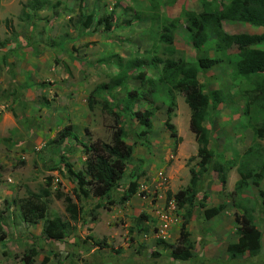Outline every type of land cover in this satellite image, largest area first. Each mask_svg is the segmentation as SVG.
<instances>
[{"label":"rangeland","instance_id":"1","mask_svg":"<svg viewBox=\"0 0 264 264\" xmlns=\"http://www.w3.org/2000/svg\"><path fill=\"white\" fill-rule=\"evenodd\" d=\"M44 1L47 3L46 6L37 13H31L32 18L30 21L25 18L28 12H32L27 0H9L0 8V263H2L3 258L21 260L25 253L34 246L33 242L39 241L37 224L30 220V216L28 218L23 216L24 206L27 205L30 209L27 202L32 200L34 195L45 197L49 194V198L44 199L48 202V205L51 204L52 217H65L67 221L68 217L64 215L65 205L62 200L56 198V193L61 192L71 195L76 188L77 180L68 174L65 164L61 160L71 162L75 172H83L85 168L82 159L83 153L81 152V154L77 149L78 146L90 140L87 133L85 134L86 128L80 125V127L76 126L71 129V136L61 144L60 133L72 124L70 115L66 112L72 104L69 103V100L78 96V94L75 95L77 91H73L71 88L73 86L74 88L77 87L74 83L68 84L65 81L64 87H61L59 91L60 87L55 86L59 82L55 81V84L50 80L42 79L44 78L42 74L46 77L53 75L56 67H60L61 63L65 62L63 56L58 55V53L61 52L60 49L63 47L62 42L69 36L70 31L67 26L73 28L75 23L78 22L79 0H75L74 10L76 15L68 25L66 23L60 24L59 10L54 8L57 4H62L61 0ZM139 1L142 5L140 23H143L141 24L143 31L148 28V33L144 36H147L150 44L154 42L153 49L150 51V49L142 47L144 44L140 43L139 49L134 48V53H132L131 47L121 46L126 55L122 62V70L128 74L129 80L125 89H119L113 92L112 95H108L105 91L94 95L93 99L96 106L92 111L94 124L91 128L94 129V134L92 133L94 140L101 137L107 142L111 141L114 118L102 109L104 101H107L108 98L111 108H114L121 116L120 125L125 131L126 141L134 147L133 158L127 165L126 174L121 181L124 182L120 184L118 190L120 189L119 192H122L123 184H126L128 180L130 182L137 181L140 185L139 191L145 194L144 196L138 194L141 197H147L148 193L151 192L150 187H153V191L148 197L153 202L157 201V197L161 195L168 197L169 192H172V190L179 192L186 189V185L191 179L190 169L200 170L198 166L200 158L198 157L196 136L190 130L191 111L185 102L184 96L178 92L175 93L177 106L172 115L171 123L175 125L178 136L181 138V141L177 143L171 132L166 128L169 102L167 90L161 84H157L155 89L149 86L142 88L135 76L145 72L148 80H158L159 70L162 66L158 69L153 67V60L158 57L163 60L172 59L188 63L195 61L196 52L191 43H187L189 33L185 26L184 13L186 11L203 12V6L201 0ZM218 2L227 6L226 12L232 13V0H218ZM72 4L74 6V3L71 2ZM119 4L120 2L115 7H107L101 0H97L92 11L95 14V20L107 18L113 11L115 14V9ZM153 6H158V10L155 11ZM155 12H158L163 18L174 21L176 24L174 30H172L174 44L170 47L175 50L174 54L168 52L169 47L159 41L162 25H151V28L148 25ZM161 12H164V15ZM132 14L133 11H131L130 16ZM126 16H128L127 13ZM7 21H10L8 25ZM23 24L30 25L29 30L26 31L29 36L18 35L19 32L25 33ZM17 26L19 30L16 29ZM222 26L223 30L230 35L260 31V29L247 27L235 19L224 20ZM95 29H97V26H94ZM130 33L131 31L125 32L123 36L133 34L132 32L129 35ZM35 34L39 36H33ZM214 38H212L213 40L207 48L208 55L219 58L222 60V64L210 70L202 71L198 79L205 86L206 93L222 90L226 96H232L228 103L222 104L216 110L211 111V117L205 124L210 131L209 149L214 154L216 161L224 164V160L237 162L239 160L237 156H242L252 146L253 130L244 114V110L246 103H250L252 118H254L253 124L255 125L259 118L256 112L255 100H264V93L260 92L258 94L248 81L233 77V69L226 64V57L212 50L214 49ZM262 48L264 49V45ZM80 49L74 50L75 53H79ZM237 50L238 47H235L233 52L236 53ZM100 52L102 51H98L97 48L93 49L91 55H89L90 60H92L91 63L95 60L93 56H98L97 59L101 60L103 52ZM108 52L109 54L104 60L107 63L110 61L116 63L118 59L110 56L113 54L112 51ZM65 55L67 56V54ZM65 60L68 59L65 58ZM138 60L142 61L144 65L139 66L136 64L134 66ZM40 61L43 64H39ZM119 71L118 75L121 73L120 69ZM114 72L117 71L114 70ZM107 73L108 78H105L100 75L99 71L96 72V77L92 79L93 82L99 85L100 83H110L116 75L111 73L110 70H107ZM40 79L41 81H38ZM35 85H37V88H34ZM127 89L141 90L148 98L138 100L131 108L133 111L154 112L152 118L153 130L148 135L141 136L145 128L125 112L123 100ZM71 91L73 92L72 95H70ZM79 115L83 118L82 112ZM261 144L264 147L263 141ZM232 170L228 172V178ZM232 177L235 182L240 180V176L236 171ZM248 182V187L242 192H237L235 187L228 182L223 185L218 173L210 167L209 171L200 176L199 184L203 188V193L197 199L194 209L203 210L200 208L201 205L210 206L211 208L223 206L224 210L221 214L228 215V217L231 214V217L234 218L238 212L239 215H243L242 210L239 208L247 207L255 211L256 224L259 228L264 229V210L259 205V194L261 191L264 192V181L259 186L253 183L254 180ZM115 192L118 193L117 190ZM116 198L118 201L117 195ZM183 210L185 213V209ZM96 213L103 221L105 220L104 211ZM160 214L163 215L164 212ZM176 215L181 220H176L172 228L175 225L173 228L174 233H176L175 231L179 233L183 223L181 218L183 212L178 211ZM127 219L129 217L125 216V218L117 220L115 226L125 225ZM229 219L225 218L221 226L227 228ZM86 222H90L89 217ZM29 225L34 228L32 233H27ZM142 226H146L149 230L146 235L148 237H145L143 241L151 242L153 240L157 244L158 240H163L168 244H175L173 241H176V243L178 241L172 239V228L169 229L167 240H164L156 235H159V224L156 227L150 221L148 224L143 223ZM208 226L211 232L205 234L203 227L195 228L194 231L196 232L191 235L190 239L196 245L201 246L205 243L209 248L208 254L210 256L221 255V253H224L225 248H223L224 242L221 243L219 239L222 240L223 237L227 243L230 241V237L226 234L213 232V227H216L217 223H210ZM232 226L239 228L237 223H233ZM127 231L131 232L130 229H127ZM97 232L102 234L101 225L97 227ZM4 234L7 238L1 240ZM128 236H131V234ZM138 237L133 238L132 242L135 243L139 240ZM139 250L148 252L149 248H140ZM149 254L157 256L158 251L154 249ZM196 254L195 251L190 252V258L197 256ZM60 256L65 259L68 258L66 253H62ZM240 262H242L240 264H244V262L245 264L250 262H252L251 264H264L262 259H250L247 253ZM7 264L15 263L11 261ZM230 264H233V262H230Z\"/></svg>","mask_w":264,"mask_h":264},{"label":"trees","instance_id":"2","mask_svg":"<svg viewBox=\"0 0 264 264\" xmlns=\"http://www.w3.org/2000/svg\"><path fill=\"white\" fill-rule=\"evenodd\" d=\"M31 13L39 12L46 6L44 0H27ZM85 0H79L80 17L78 23L84 29H91L94 26H104L106 31H110L114 27L115 14L114 11L109 17L95 20V14L85 15L84 11ZM203 12L196 13L186 11L184 13L185 26L188 30L191 39V45L196 52V59L193 63L175 61L172 59L163 60L162 58H155L153 60V67L159 70L158 80H148L145 72L135 76L142 88L149 86L152 89L156 88L157 84H161L169 96L168 102V118L166 128L171 132L173 138L179 143L181 138L174 124L171 123L172 115L177 106L175 93L183 95L185 102L191 111L190 130L196 136L198 145V157L200 163L198 164L200 170L195 171L190 169L191 181L190 185L180 190L175 195L169 192L168 199L172 197L175 199L177 205L181 209H185L183 215V223L180 231V238L176 244H168L163 240H158V244L165 249L171 251V256L174 260L186 261L190 259V251L194 249V242L190 239L191 233L188 230V225L193 217V210L196 206L195 200L202 191L200 183V176L209 171L210 167L219 175V179L223 185L227 184L228 172L238 165V174L240 180L236 183V191L242 192L248 187V181L254 180V184L259 186L264 181V147L261 141L264 140V100L256 99V112L259 115L257 123L254 125L251 111V104L246 103L244 114L249 120L253 130V144L242 155L237 156L240 160H224V164L216 161L214 154L209 149L210 131L206 127V123L211 117V111H214L218 106L228 103L232 96H226L222 90H215L205 92V86L199 81L198 77L202 71L210 70L222 64V60L217 57H210L208 54V46L214 38L213 47L214 52L220 53L226 57V64L232 67L233 77L248 81L258 94L264 93V50L260 47L264 45V0H232V13L226 12L227 6L219 3L218 0H201ZM60 4L54 8L57 9ZM154 10H158V6H153ZM25 9V8H24ZM139 17L141 13L137 14ZM28 21L31 20V14L25 17ZM151 24L162 25V33L159 36V41L166 44L169 49L168 52L174 54L175 50L170 47L174 44V36L172 30L175 28V22L163 18L158 12L152 15ZM226 19H235L239 23L250 28L260 29V31H253L252 33L230 35L223 30L222 23ZM8 22L7 21V25ZM235 47H238L236 53L233 52ZM123 60L118 58L117 66L121 73L117 75L110 83L99 85L89 96V109L93 111L96 103L94 95L105 91L108 95L119 89H125L128 82V74L124 72L122 63ZM143 66L142 61H136L135 65ZM125 98L123 100L125 112L145 128L143 135H148L153 130V111H133L132 106L141 99H148L146 94L141 90H125ZM110 100L104 101L102 109L107 111L114 118V127L111 132V141L105 142L101 139H93L92 134L85 130V134L89 136L90 140L87 144H83V154L86 156V166L83 172H75L72 164L64 162L65 168L70 176L76 178V188L71 195L61 192L56 193V198L62 200L65 205V210L69 218L78 222L81 215L80 204L91 197L105 199L106 204L104 208L110 209L115 205V200L112 199L114 193L121 184L126 171L127 165L132 160L134 155V147L130 145L125 138V131L120 125V114L111 108ZM74 126H68L60 133V142L64 143L71 136V129ZM140 185L137 181L131 182L127 191L122 197L121 203L127 201L131 197L140 194ZM46 195L48 193H45ZM49 198V194L45 197L34 195L32 200H28L27 205L23 208L24 218L31 217L33 223L44 221L43 237L47 241H55L66 238L73 233L74 227L71 223L63 221L60 218L53 220L47 219L48 202L45 199ZM259 205L264 210V192L259 194ZM100 206V205H99ZM204 209L205 219L211 220L219 216L224 207L207 208L201 205ZM243 215L236 214V223L239 225L237 234L239 236L238 242L228 246V254L232 259H236L246 253L251 257H256L261 250L262 234L256 224L253 209L247 207L239 208ZM147 215H141L139 221L141 226L144 221H148ZM1 228V226H0ZM143 231L149 232L148 228ZM7 238L6 234L2 235L1 240ZM37 251L31 248L25 253L22 258L24 264H35V257ZM48 259H45L42 264H46Z\"/></svg>","mask_w":264,"mask_h":264},{"label":"crops","instance_id":"3","mask_svg":"<svg viewBox=\"0 0 264 264\" xmlns=\"http://www.w3.org/2000/svg\"><path fill=\"white\" fill-rule=\"evenodd\" d=\"M8 1L9 0H1L0 8H2ZM61 2L62 4L58 7L59 15L61 16L59 22L60 24L66 23V25H68V23L71 22V19L76 15V11L74 10L76 1L61 0ZM71 2L74 3V6L73 4L71 5ZM101 2L106 4L107 7H115L116 4L120 2L117 9H115V20L113 29L110 31H106L104 29V26L97 27V29L95 30L94 27L91 29H84L78 22L75 23L73 28H69L67 26V29H69L70 31L69 36L64 40V42H62L63 47L60 49L61 52L58 53V55L63 56V61L65 62H62L60 67H56V71L53 73V75H49L48 77H46L42 74V77H44L42 79H47V81L50 80L52 83H55V81L59 82L58 84L55 83V86L57 88L60 87L59 91L61 90V87H64L65 81H67L68 84L74 83L77 88H74L73 86L71 89L73 91H77L75 92V95L78 94V96H75V99L69 100V103L72 104L67 108L66 112L70 115L72 126L80 127V125H83L86 129L90 131L91 134H94V129L91 128L92 124L94 123L92 119V111L89 109L88 99L91 93L99 85L97 83L95 84L92 79L96 77L95 73L98 71L100 75L105 78H108L107 70H110L111 73L116 76L118 75L117 73L120 72L115 61H110L107 63L104 60L105 57H107V54H109L108 51H112L113 53L110 56H114L117 59L121 58L123 60L126 57L125 52L122 50L123 46H128V48L131 47V51L132 53H134V48L138 50L140 43L144 44V46L142 47L146 49L148 48L150 49V51L153 49L154 45V42L150 44V40L147 39V36H144L148 33V28L143 31L141 25L143 23H140L141 16L139 17L137 15L138 13H141L142 8V5L139 0H101ZM96 3L97 0H85L83 13L85 15L92 14ZM131 11H133V14L130 16ZM126 13L128 14V16H126ZM197 13L199 14L201 12ZM28 14L30 15L31 12H28ZM77 14L80 17L79 5ZM161 14L164 15V12H161ZM23 25V30L25 31V33L19 32L18 35L29 36L28 34H26V31L29 30L30 25ZM148 25L150 28L152 27L151 19ZM16 29L19 30L18 26L16 27ZM128 31H131V33L133 32V36L131 35V33L129 34L131 36H123V34ZM33 36L39 35L35 34ZM189 36L190 35L188 34V44L191 43V39ZM95 48H97L98 51L100 50L103 52L102 58L99 61L97 59L98 56H93L95 62L93 61L91 63L92 60H90L89 55H91L90 53ZM260 48L261 50H264L262 47ZM76 49H80V52L75 53L74 50ZM65 54H67V56ZM65 58H67L68 60H65ZM38 63L43 64L41 61ZM114 70H116L117 72H114ZM38 81H41V79ZM100 85L102 84L100 83ZM34 88H37V85H35ZM72 94L73 92L71 91L70 95ZM80 112H82L83 118L79 117ZM100 138L101 137L95 139ZM101 140L103 139L101 138ZM103 141L107 142L106 140ZM87 143L88 142H84L83 144ZM83 144L81 146H78L79 148L77 149V151L80 153H83ZM66 156L71 157L68 155ZM82 159L83 165L86 166L87 158L84 154H82ZM69 163L72 164L71 162ZM73 170H75L74 167ZM235 171L238 172V167H235V169L231 171L229 178H227V182L234 187H236V183L238 182H235L232 177V175L235 174ZM190 181H188L189 183L188 185H186L187 187L190 185ZM123 182H121V184ZM129 183L131 182L128 180L126 184H123L124 188L121 189L122 192H119L120 189H117L118 193H112V199L115 200L116 204L111 206L110 209H106L103 207L104 204H106L105 199L91 197L88 200L83 201L80 204L82 210L78 222L72 221L67 215L66 210L64 209V215L68 217V222H70L72 227H74L73 233L71 235H68L64 239L47 241L43 237L44 221H39V223H37V229L39 231V241H34V246L32 247L35 248L37 251V256L34 259L35 264H42L45 259H48L46 264H148V262H150V264H230V262H233V264L242 263L240 261L245 254L236 259H232L227 251L228 246L230 244L237 243L239 239V236L237 234V227L235 228L232 226L233 223H236V217H231V214H229L230 217H228V215L225 216L224 214H221L223 217L220 215L211 220H206L204 209H194L195 211L193 210V217L191 218V221L188 225V230L191 235H193L196 232L194 231L195 228L203 227V232L207 234L209 233V231L211 232L210 227L208 225L210 223H217V226L213 227V232H215L216 234H226L230 237V241H228L227 243L225 242V238L222 237L223 241L219 239L221 243L224 242L223 248H225L224 253H221V255L215 254L214 256H210L208 254L209 248L207 245H205V243L201 246L199 244H194V249L190 252L195 251L197 253V256H194L186 261L174 260L171 256L170 250L158 245L153 240L151 242H146V240L143 241L145 237H148L146 236L148 233L143 231L146 226H141L140 224L139 218L141 217V215L144 214L149 217V220L144 221V223L148 224V222L151 221L152 224L154 223L157 227L158 224H164L163 220L160 218V216L162 215L160 213L164 212L163 215L167 216L169 221H172L170 227L171 229L173 223L176 220H181L178 215H176V212L181 211V213L183 212V215L185 213L184 210L181 209L178 205L176 212L172 213L171 210H169V206L171 205L172 201L175 200L173 197L171 199H168V197L161 195L157 197V201L152 202V199L148 197H150L149 195L153 191V187H150L151 192L148 193L147 197H141L137 194L131 197L128 201L121 203L122 197L127 191ZM172 192L174 195L178 193L174 192L173 190ZM201 193H203V191H201L200 194ZM200 194L197 196L195 204L197 199H199ZM116 195L119 198L118 201ZM50 207L51 204L49 203L47 219L53 220L56 218H60L63 221H66L65 217H52ZM207 208L211 207L208 206ZM98 211H104V221L101 217H99V215H97L96 212ZM238 214L240 213L238 212ZM125 216L129 217V219L126 220L127 223L125 225H121L120 227H116V221L125 218ZM88 217L90 218V222H86ZM224 217L230 218L228 222L229 226L227 228H225V226H221L223 224V220L225 219ZM181 218L183 219V216H181ZM99 225L102 226V234L97 232V227ZM174 227L175 225L173 226V228ZM33 229L34 228L30 226L27 230V233H32ZM127 229H130L131 232L127 231ZM259 230L262 234L260 253L254 258L250 255L249 256L250 259L253 260L262 259L264 263V229L259 228ZM225 231L227 232L224 233ZM172 232V239L179 240L180 232L178 233L177 231H175L176 233H174V230ZM232 232L234 233L232 234ZM130 234L131 236H128ZM137 236H139V240L133 243V238H137ZM173 242H175L176 244V241ZM140 248H149V250L148 252H142L141 250H139ZM154 249L158 251L157 256L149 254L150 251ZM62 253H66L68 255V258H62V256H60V254ZM1 261L2 263L0 264H7L11 261H13L15 264H24V262H22V259L16 260L15 258H3ZM251 263L252 262H250L249 264Z\"/></svg>","mask_w":264,"mask_h":264},{"label":"built area","instance_id":"4","mask_svg":"<svg viewBox=\"0 0 264 264\" xmlns=\"http://www.w3.org/2000/svg\"><path fill=\"white\" fill-rule=\"evenodd\" d=\"M177 203L176 201H172L171 205L169 206V210H171L172 213L177 211ZM161 219L163 220L164 224H160L159 227V235L158 237H161L164 240H167L169 229L171 227L172 221H169L167 216L161 215Z\"/></svg>","mask_w":264,"mask_h":264}]
</instances>
